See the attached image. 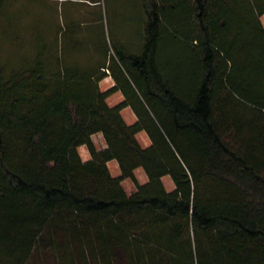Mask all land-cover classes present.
<instances>
[{
    "label": "trees",
    "instance_id": "trees-1",
    "mask_svg": "<svg viewBox=\"0 0 264 264\" xmlns=\"http://www.w3.org/2000/svg\"><path fill=\"white\" fill-rule=\"evenodd\" d=\"M141 3L142 47L113 46L115 84L104 92L97 81L110 62L81 73L78 61L42 60L38 49L0 61V264H29L52 229L101 264L121 254L128 264H264V0ZM169 41L174 62L160 59ZM117 91L123 100L110 106Z\"/></svg>",
    "mask_w": 264,
    "mask_h": 264
},
{
    "label": "rangeland",
    "instance_id": "rangeland-1",
    "mask_svg": "<svg viewBox=\"0 0 264 264\" xmlns=\"http://www.w3.org/2000/svg\"><path fill=\"white\" fill-rule=\"evenodd\" d=\"M141 4V0H1L0 61L17 62L30 59L35 56L38 49L37 55L42 60L58 56L63 58L62 60L78 61L77 63L84 65L79 66L81 73L102 61H106L104 66L107 67L112 56L114 57L113 46L133 51L141 49L143 44L141 36L144 35L145 28ZM59 25L62 31L58 35V40H53ZM34 29L40 30L43 34V31L50 29V43L43 44L37 39L36 42L28 40L27 36L33 33ZM174 47L170 41L163 45L160 59L172 60L173 55L175 58L172 62L178 60ZM109 66L112 67L105 69L104 77L97 81V87L101 92L115 84L112 74L117 72V68L112 61ZM96 69L95 67L92 71L98 76L99 71ZM122 100L123 95L117 91L106 101L113 106ZM121 114L128 124L136 121L130 107L123 108ZM150 129L152 131L151 126ZM90 138L97 150L106 147L101 133H94ZM136 138L142 147L148 146L151 142L149 134L145 131L137 133ZM77 152L82 160L90 157L85 146L77 147ZM107 166L112 176H119L115 160L109 161ZM134 177L138 184H145L148 180L141 167L134 170ZM162 182L166 190L174 188L168 176H164ZM120 184L127 194L136 191L135 183L128 178L121 180ZM70 238V235L62 234L55 229L46 231L37 239L29 264H101L89 250L76 251ZM102 239L108 243L112 236L105 235ZM126 253L129 258L136 254L132 249ZM119 262L128 264L124 254H121ZM140 263L141 260L136 262Z\"/></svg>",
    "mask_w": 264,
    "mask_h": 264
},
{
    "label": "crops",
    "instance_id": "crops-1",
    "mask_svg": "<svg viewBox=\"0 0 264 264\" xmlns=\"http://www.w3.org/2000/svg\"><path fill=\"white\" fill-rule=\"evenodd\" d=\"M1 30H2V28H1ZM50 30V29H49ZM48 29H46L45 31H43L44 32V34L42 33V42L44 43V44H48V42H49V37L51 36V31H49ZM39 31H37V29H34V31H33V33H30V32H28V33H30L29 35H28V33H27V37H28V40H30V41H34L36 38H37V36H36V34L38 33ZM49 32H50V34H49ZM55 34V33H54ZM47 37V38H46ZM36 41V40H35ZM34 41V42H35ZM50 43V42H49Z\"/></svg>",
    "mask_w": 264,
    "mask_h": 264
}]
</instances>
